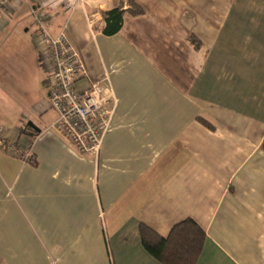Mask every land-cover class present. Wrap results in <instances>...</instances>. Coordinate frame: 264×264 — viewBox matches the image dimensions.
Instances as JSON below:
<instances>
[{
	"label": "crops",
	"instance_id": "crops-1",
	"mask_svg": "<svg viewBox=\"0 0 264 264\" xmlns=\"http://www.w3.org/2000/svg\"><path fill=\"white\" fill-rule=\"evenodd\" d=\"M131 2L144 13L105 34ZM34 9L79 53V87L111 94L98 158L51 129ZM0 126L34 161L0 147V264H163L141 228L187 219L206 233L196 264H264V0H11Z\"/></svg>",
	"mask_w": 264,
	"mask_h": 264
},
{
	"label": "built area",
	"instance_id": "built-area-1",
	"mask_svg": "<svg viewBox=\"0 0 264 264\" xmlns=\"http://www.w3.org/2000/svg\"><path fill=\"white\" fill-rule=\"evenodd\" d=\"M10 1L0 0V13ZM32 14L39 30L41 53L49 64V105L58 114L51 129L80 154L98 158L113 115L111 94L100 80H89L86 88L79 87V80L87 77L79 53L63 32L58 35L50 32L44 11L34 9ZM0 147L26 161L32 158L27 148L12 140L3 126H0Z\"/></svg>",
	"mask_w": 264,
	"mask_h": 264
},
{
	"label": "trees",
	"instance_id": "trees-1",
	"mask_svg": "<svg viewBox=\"0 0 264 264\" xmlns=\"http://www.w3.org/2000/svg\"><path fill=\"white\" fill-rule=\"evenodd\" d=\"M141 15L144 10L135 2L131 8L124 10L122 6L104 13V33L114 35L123 27L124 15ZM193 44H198L197 38L189 37ZM31 163L32 158L30 159ZM29 160V161H30ZM205 231L192 219H187L173 227L167 237L155 234L149 228H141L142 243L156 259L163 264H196L205 242Z\"/></svg>",
	"mask_w": 264,
	"mask_h": 264
},
{
	"label": "water",
	"instance_id": "water-1",
	"mask_svg": "<svg viewBox=\"0 0 264 264\" xmlns=\"http://www.w3.org/2000/svg\"><path fill=\"white\" fill-rule=\"evenodd\" d=\"M29 126L32 127V128H34V129H36L37 131H40L39 129H37V128L35 127V125H34L32 122L29 123Z\"/></svg>",
	"mask_w": 264,
	"mask_h": 264
}]
</instances>
